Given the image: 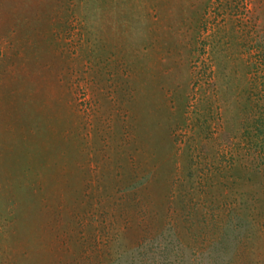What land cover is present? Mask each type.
<instances>
[{
    "label": "rangeland",
    "instance_id": "1",
    "mask_svg": "<svg viewBox=\"0 0 264 264\" xmlns=\"http://www.w3.org/2000/svg\"><path fill=\"white\" fill-rule=\"evenodd\" d=\"M0 264H264V0H0Z\"/></svg>",
    "mask_w": 264,
    "mask_h": 264
}]
</instances>
